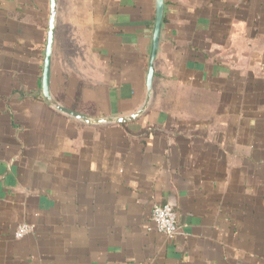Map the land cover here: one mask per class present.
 Returning <instances> with one entry per match:
<instances>
[{"label": "crops", "instance_id": "0c3cea01", "mask_svg": "<svg viewBox=\"0 0 264 264\" xmlns=\"http://www.w3.org/2000/svg\"><path fill=\"white\" fill-rule=\"evenodd\" d=\"M154 8L57 0L53 98L91 118L141 108ZM49 15L0 0V264H264V0H164L151 101L123 123L44 99Z\"/></svg>", "mask_w": 264, "mask_h": 264}, {"label": "water", "instance_id": "95a60500", "mask_svg": "<svg viewBox=\"0 0 264 264\" xmlns=\"http://www.w3.org/2000/svg\"><path fill=\"white\" fill-rule=\"evenodd\" d=\"M49 4H50V15H49V24L47 31L46 49H45L42 76H41V93L44 99L47 101V103L53 106L58 112L70 116L76 120L83 121L87 124L123 123V122H129L135 120L138 117H140L147 110V107L152 97L153 79L155 72V59L157 56L160 34L163 23L164 0H155L152 39H151L150 54L148 59V69L146 75L145 101L141 106V108H139L136 112L130 115L110 117V118H91L85 116L83 114H80L78 112L69 109L66 106L61 105L53 98L50 90V72H51L53 44H54L55 28H56L57 0H49Z\"/></svg>", "mask_w": 264, "mask_h": 264}, {"label": "built area", "instance_id": "2783aa9c", "mask_svg": "<svg viewBox=\"0 0 264 264\" xmlns=\"http://www.w3.org/2000/svg\"><path fill=\"white\" fill-rule=\"evenodd\" d=\"M151 220L155 229L167 239H173L177 233V214L170 204L154 205L151 210ZM32 227L21 223L17 226L14 237L21 239L32 232Z\"/></svg>", "mask_w": 264, "mask_h": 264}]
</instances>
